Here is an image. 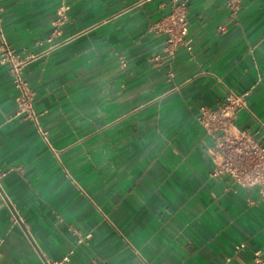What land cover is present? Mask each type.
<instances>
[{"label": "crops", "instance_id": "1", "mask_svg": "<svg viewBox=\"0 0 264 264\" xmlns=\"http://www.w3.org/2000/svg\"><path fill=\"white\" fill-rule=\"evenodd\" d=\"M238 1L187 0L191 48L170 55L149 27L172 0H0L22 56L69 16L23 70L37 121L14 117L0 62V264H264V195L210 176L196 118L231 89L248 92L238 127H264V0Z\"/></svg>", "mask_w": 264, "mask_h": 264}, {"label": "built area", "instance_id": "2", "mask_svg": "<svg viewBox=\"0 0 264 264\" xmlns=\"http://www.w3.org/2000/svg\"><path fill=\"white\" fill-rule=\"evenodd\" d=\"M227 4L232 8L233 13L240 7L238 0H227ZM67 20H69L67 7L62 6L54 21L53 32L45 39L36 42L43 48L39 53H27L22 56L6 39L0 15V62L8 65L12 82L18 92L14 117L33 118L37 121L38 114L34 110V90L23 75V70L32 59L47 54L62 44L61 41L56 40V36L60 34V27ZM149 29L166 33L164 51L170 55L175 54L181 44H186L190 49L191 45L187 40L189 30L187 0H172L170 12L152 23ZM170 75L172 76L173 73ZM247 94L248 92L236 93L228 89L216 107L200 105L196 118L203 129L215 139V148L211 153L214 167L210 176L228 175L235 183L243 187H259L264 195V127L256 134H251L240 129L236 124L238 112L247 107ZM5 174V171L0 170V177ZM0 193L2 194L1 187ZM76 233L79 243L92 236L91 233L85 235L79 231ZM244 246L245 243H241L239 247ZM72 253L73 250L59 260L46 259L43 264H63L70 261ZM256 254L258 255L259 252Z\"/></svg>", "mask_w": 264, "mask_h": 264}]
</instances>
